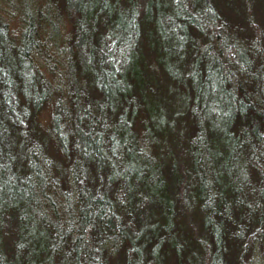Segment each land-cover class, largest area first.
<instances>
[{"label":"trees","instance_id":"obj_1","mask_svg":"<svg viewBox=\"0 0 264 264\" xmlns=\"http://www.w3.org/2000/svg\"><path fill=\"white\" fill-rule=\"evenodd\" d=\"M236 1L0 0V264H264V19Z\"/></svg>","mask_w":264,"mask_h":264},{"label":"rangeland","instance_id":"obj_2","mask_svg":"<svg viewBox=\"0 0 264 264\" xmlns=\"http://www.w3.org/2000/svg\"><path fill=\"white\" fill-rule=\"evenodd\" d=\"M1 1H6V0H1ZM22 2H18L17 3V5H18V8L20 9V10H26V9H32V10H36L37 9V6H33L32 5V0H21ZM43 1V0H42ZM143 0H141V2H142ZM219 1V3H221V4H223L224 5V9H225V11L228 13V14H232V13H234L238 8H237V6L239 7V5H238V3L239 2H237L236 0H218ZM31 3V4H30ZM253 7L255 8V10L258 12L259 11V13H260V17L259 18H262L263 17V19H264V0H253ZM15 19H16V24H17V20H18V18H16L15 17ZM17 26H19V23L17 24V25H15V27L16 28H18ZM69 26V25H68ZM152 71L151 70H149V73H151ZM168 85H183L181 82H174V81H172V82H169V84ZM41 120H42V122L44 123V125H47L48 124V121H49V118H50V116H49V106H46L44 109H43V111L41 112V115H40V117H39ZM178 133H177V136L180 134L179 132H182L181 131V126L178 128ZM168 137V136H167ZM168 139H169V137H168ZM167 142H170L169 140H167L166 138H162V141H161V145L164 147V149L167 147ZM176 153L177 154H179V155H181V150H179V149H176ZM178 159V158H177ZM58 165V164H57ZM20 167H21V172L23 173V172H25V168H26V165L24 164V163H22V164H20L19 165ZM19 166L18 165H15V170H18L19 169ZM187 165H186V163L185 162H181V161H179V159H178V161H177V163L175 164V163H173V164H171L169 167H170V169L169 170H167V172H165L164 173V175L167 177V182H168V184H167V189L166 188H164L163 189V193H165V194H168V193H170V192H172V194H178L179 195V197H180V199L181 198H185V197H187L190 201H192V196L193 195H191L190 193L188 194V193H184V194H179L178 192H177V190H176V183L178 182V183H180V182H182V181H184V185H185V183L187 182V179H186V176H185V170H186V167ZM63 170H65V168H62V167H59V165L58 166H56L55 168H53V172H54V174H53V176L54 177H59V176H61V175H63ZM165 178V177H164ZM62 180V179H61ZM166 182V183H167ZM183 190V189H182ZM168 191V192H167ZM144 192H145V194L144 195H148L149 194V189L147 190L146 188H145V190H144ZM244 196L247 198V197H250V195L249 194H244ZM125 207H126V209H129V210H131V211H134L135 212V214H137V211H136V206H135V200H131L129 197L127 198V200H126V204H125ZM61 208H65V204H63L62 205V207ZM63 214V216L64 217H67L68 215H67V212H64V213H62ZM160 218L161 217V214H160V211H159V209L158 210H156L155 211V213L154 214H152V216H151V218L150 219H148V221H155V218ZM193 219H196V220H198L197 219V217H196V212H195V210H194V208H193ZM182 218L180 217L178 220H177V224H178V233H180V236L182 237V241L184 240V233H185V235L186 236H190V233L188 232V230L186 231L184 228H183V223H182ZM145 224L146 223H144L142 226H145ZM14 222L11 220L10 221V226H11V231L13 232V229H14ZM182 228H183V230H182ZM12 232H10V233H12ZM9 233V234H10ZM154 233L155 232H153V231H147L146 232V234H152V235H154ZM9 234H7L6 235V239H7V241H11L12 240V237H11V235H9ZM192 235V234H191ZM187 244H189L190 246H191V244H190V241H185ZM200 251L201 252H203V249H201L200 248ZM187 254V252L185 253V255ZM185 255H183V256H181V259L183 258V260L185 261ZM187 256H190V258H193V256H195L194 254H192V253H189V254H187ZM178 258V256H177V254H175V253H172L168 258H167V261L165 262V264H174V262H175V260ZM194 260L195 261H197L196 260V257L194 258ZM264 260V258L262 259V261ZM113 261V260H112ZM194 261V262H195ZM57 262V261H56ZM198 262V261H197ZM55 263V262H54Z\"/></svg>","mask_w":264,"mask_h":264}]
</instances>
